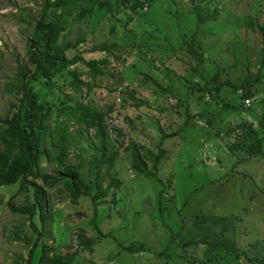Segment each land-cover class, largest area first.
<instances>
[{
    "label": "rangeland",
    "instance_id": "374dc122",
    "mask_svg": "<svg viewBox=\"0 0 264 264\" xmlns=\"http://www.w3.org/2000/svg\"><path fill=\"white\" fill-rule=\"evenodd\" d=\"M260 2L264 3V0H223L221 7L227 12L230 11V16L236 17L238 25H241L240 41L235 47L232 43H225L230 36L221 34L218 24L215 34L220 38L218 44L216 41L208 42V38L202 35V45L207 47L209 56L217 60L206 61L202 65L200 73L202 78L192 79L184 71L182 63L174 58L167 60L158 52L141 53L142 50L137 46L135 52L139 54L138 57L132 54V50L128 55L129 51L126 50L109 58L107 69L110 74L121 75L124 67L134 64L142 69V72L147 71L151 74L156 82L151 81V78L138 86L137 81H140L141 75L133 81L131 79L121 81L120 77L119 80L110 76L100 77L97 80L98 86L88 96L83 93L81 101L85 103L87 98L92 99L98 108L103 110L108 102H112L111 114L105 117L106 124L111 131L113 128L121 130L123 148L131 142L141 146L140 152L147 162L149 172H154L152 168L154 155L158 154L160 149L164 150V159L158 172H155V178L136 175L130 171L128 151L121 148L119 155L128 172L118 167L117 176L122 185L119 190L113 188L108 190V195L98 202H103V205L99 204L94 208L89 199L77 204L72 203L69 194L60 185L45 188L43 196L47 206L44 214H49V219L45 225H42L38 216L33 220L38 232L43 233L38 240L37 233H34L30 226L31 221L8 208L9 204L14 207L31 205L33 195L26 190H20L18 184L0 187V264H27L28 253L35 240L38 245L32 252V264L38 262L45 249L58 245L63 246L61 251L63 254L74 250L78 252L76 235L80 230H83L86 237L94 238L96 242L92 246V252H79L73 264H187L204 257L208 244L215 245L214 254L217 259L224 256L230 260V264H234L235 262L230 259L233 255L225 252V249L237 247L243 250L257 241L264 243V159H242L240 152H237V156L229 155V147L237 137V133L232 132L231 128H235L243 121L251 122L255 126L260 120L264 121V91L259 97L257 95L251 100L254 103L249 110L239 107L241 100L238 93L228 88L225 89V95H221L223 99H216V104L213 103L209 107L202 105V102L207 101V96L201 101L194 97L188 100L183 98V95L189 92L187 88L192 80L200 82V86L215 87L220 79L228 78L231 82L239 84L247 74L250 78L257 75L262 58L259 49L260 37L252 35L244 41L242 23L252 16H255L260 24L263 22V12L259 13L256 10ZM42 3L43 0H0V120L7 116L10 104H15L19 96L18 94L14 96L15 82L12 79L27 62L26 41L32 32L33 22L42 9ZM157 3H160L162 10L171 11L181 6L187 7L186 0H157ZM185 8L182 11L188 9ZM227 12H223L221 18L229 16ZM125 16H121V21ZM187 16L177 27L189 36L194 30V16L190 12ZM100 18L101 15L94 10L91 17L72 23L69 26L71 33L68 40L73 41L79 31L98 30ZM162 18L170 16L168 13L157 11L153 5L152 12L140 20L138 18L135 24L142 29L148 27L151 29L153 27L151 25H154L155 21H162ZM27 21H31V24L29 25ZM132 27L133 24L129 28ZM101 34L102 32H97L98 36ZM86 40V44L93 42V38L90 37ZM149 40L154 46L159 42L151 38ZM102 56L97 52L87 54L86 58L99 59ZM232 58L237 61L238 67L232 68ZM221 62L227 71L231 68L230 73L222 72L219 78L215 79ZM73 67H77L79 72H85L81 63ZM165 67L186 76L179 78L172 73L166 76L167 79H173L181 96H177L178 93L169 96L153 95L159 87L165 88L170 84L162 79ZM80 77L90 83L87 73L81 74ZM63 82L64 80H59L58 84ZM126 86L128 91L135 92L137 99L145 100L148 106L143 104L139 106L140 108L131 106L133 101L124 92ZM261 87L264 88V85L261 84ZM85 90L86 88H83V91ZM71 93L68 85L62 89V95ZM177 99L184 100L180 102L178 112L184 114L185 106L188 104L189 115H194L193 118L178 116L176 111H161L168 105H174ZM219 102H227L232 108L221 110L222 103L217 105ZM202 112V115H198ZM216 117H220L218 122ZM208 118L213 119L211 125L206 123ZM53 120L47 124L50 131L55 126ZM70 124V129L76 131V124L74 122ZM190 124L195 126L186 130V126ZM211 132L213 134L219 132L220 135H214L218 138L205 142L208 140L206 136ZM88 133L92 135L93 130H88ZM110 135L113 138L114 131ZM1 149L0 145V151ZM79 154L77 148L71 150L65 164L76 166L79 162H86L88 152L83 153L81 159H78ZM233 158L239 160L235 168ZM86 168L85 166L82 170L79 169V172L87 178ZM39 171L51 175L58 173L59 169L44 159ZM100 173L103 175L102 170ZM106 185L107 179L104 178L102 187ZM127 186L129 190H126ZM127 194L130 195L128 199ZM234 216H240L241 220L236 223ZM93 219L96 221L95 224ZM95 228L106 237H97ZM175 234H178V237L173 238ZM132 242H142L145 251L129 253L121 249ZM170 243L171 246L168 247ZM217 245L219 247H216ZM166 246L165 252L163 249ZM160 252L166 258L156 257ZM49 255L53 256L52 253ZM256 255L261 258L258 252ZM239 264H248L242 255Z\"/></svg>",
    "mask_w": 264,
    "mask_h": 264
},
{
    "label": "trees",
    "instance_id": "16d2710c",
    "mask_svg": "<svg viewBox=\"0 0 264 264\" xmlns=\"http://www.w3.org/2000/svg\"><path fill=\"white\" fill-rule=\"evenodd\" d=\"M222 2L223 0H186L187 10L182 11L185 7L181 6L177 10L170 11L162 10L157 0H43L42 9L33 22L32 32L26 41L28 46L26 50L27 62L12 79L15 82L14 96L17 94L19 96L15 104H10L7 116L0 120V145L2 147L0 151V187L18 184L20 190H26L33 195L31 205L14 207L9 204L8 208L14 213L26 216L31 221L30 226L33 228V232L37 233L36 240L42 237L43 233L38 232L37 225L33 220L38 216L42 225H45L44 223L49 219V214H44L47 206L43 196L45 188L60 185L69 194L72 203L77 204L89 199L95 208L99 204H104L98 202L108 195L109 189H120L122 183L117 176L118 167L124 168L128 172L119 155V150L123 148L122 132L117 128H113L111 131L105 121V117H109L111 114L112 102H108L103 110L99 109L97 103L92 99L87 98L86 102L82 103L81 95L84 93L88 96L98 86L97 80L100 77L110 76L116 80H119L118 77H120L121 81L130 79L133 81L138 75H141L140 81H137L139 86V84L151 80L152 76L147 71L142 72V69L137 68L134 64L124 67L121 75L110 74L107 69V65L110 63L109 58L126 50L129 51L128 55L132 50V54L138 57L139 54L135 52L137 46L142 50L141 53L158 52L167 60L174 58L180 61L184 71L192 79L200 78L202 65L206 61L217 62L212 56H209L207 47L202 45V35L208 38V42L216 41L218 44L220 38L215 35L218 24L221 34L230 36L225 43H232L235 47L240 41L239 27L241 25H238L236 17L230 16V11L227 12L221 7ZM153 5L156 6L157 11L168 13L170 18L155 21L156 23L151 25L153 26L151 29L150 27L142 29V27L136 26L138 18L140 20L152 12ZM263 7L264 3L260 2L257 4L256 10L259 13L263 12L264 15ZM94 10L101 15L97 26L98 30L79 31L73 41L68 40L71 33L69 26L75 21L81 22L91 17ZM128 11L129 13H127ZM188 12L194 16V30L189 36L177 27L180 26L181 21L188 17ZM223 12H227L229 16L221 18ZM122 15L125 16L123 21H121ZM27 23L30 25L31 21H27ZM131 23L133 27L129 28ZM242 24H244V41H247L252 35L260 37L259 49L262 52V58L257 75L250 78L247 74L239 84L231 82L228 78L220 79L215 87L200 86V82L192 80L187 88L189 92L183 95L184 100L194 97L201 101L207 96V101L202 102V105L209 107L213 103L216 104V99H223L221 95H225V89L228 88L238 93L241 109L252 108L254 101L251 100L255 99L257 95L259 97V94L264 91V88L261 87V84L264 85V20L260 24L257 18L252 16ZM97 32H102V36H98ZM214 36H216L215 39ZM87 37L93 38L92 44H86ZM150 38L159 42L154 46L150 42ZM81 44L82 46H80ZM97 52L103 56L99 59L86 58L87 54ZM144 56L145 54H143ZM232 61V68L239 66L233 58ZM78 63L83 65L85 72H79L77 67H73ZM163 63L161 64L163 65ZM246 66L248 67V65ZM230 69L227 71L223 63H219L214 78H219L222 72L229 74ZM164 72L162 79L170 84L165 88L159 87V90L154 91L153 95L164 96L165 94L169 96L178 93L177 96H181L173 79H167L166 76H170V73L179 78L186 76L178 74L168 67L164 68ZM83 73H87V76L90 77V83L81 79L80 75ZM59 80H64V82L58 84ZM151 81L156 82L153 78ZM66 85L72 91L71 95H62V89ZM83 88L86 90L83 91ZM127 88V86L124 88V92L133 101L131 106L135 108H140L139 106L142 104L148 106L145 100L137 99L135 92L128 91ZM111 99L113 100V98ZM184 100L177 99L174 105H168L161 111H176L178 116L191 119L194 115H189L190 105L186 104L184 114L177 110L180 102L182 103ZM244 100H249V106L244 105ZM220 103H222L221 110L232 108L227 102H219L217 105ZM202 114L203 112L198 115ZM51 119H54L55 126L50 131L47 124ZM216 120L218 122L220 117H216ZM70 122L76 124V131L70 129ZM206 123L211 125L213 119L208 118ZM193 125H187L186 130L193 128L195 126ZM88 130H93L92 135H89ZM113 131L115 135L112 138L110 133ZM231 131L236 132L237 137L229 147L230 157L237 156V152H240L242 159H264L263 119L257 122L256 126L251 122L243 121L235 128H231ZM214 135L220 134L211 132L209 136H206L208 140L205 142H211V139L218 138ZM159 146L161 147V143ZM75 148L80 152L78 159L82 158L83 153L88 152L86 162H79L76 166L65 164L69 152ZM140 149V145L132 142L123 148L124 151H128L130 158L129 170L136 175L155 178V172H158L164 159V150L160 149L159 153L154 155L152 160L154 172L151 173ZM44 159L57 167L59 172L51 175L41 173L39 169ZM233 160L234 167L239 163V160L235 158ZM85 166L87 167V178L79 172V169L82 170ZM100 170L103 171V175ZM104 178L107 179L106 187H102ZM128 187L126 190H129ZM129 197L130 195L127 194V199ZM112 202L115 201L112 200ZM234 220L237 223L241 217H235ZM93 223H96L95 219H93ZM203 224L204 221H202ZM94 231L97 237H106L98 228H95ZM175 237H178V234H175L173 238ZM76 238L78 252L74 250L71 253L63 254L61 253L63 246L58 245L45 249L36 264H73L79 252H92V246L96 242L94 238L86 237L83 230L79 231ZM26 240L28 241L27 238ZM36 240L28 253L27 264H32V252L38 245ZM167 246L170 247L171 243ZM167 246L163 251L166 252ZM207 247L204 257L187 262V264H230V260L224 256L222 259L216 258L215 245L208 244ZM121 249L129 253H141L145 251V246L142 242H132L127 246H122ZM224 251L233 255L230 259L235 262L234 264L240 263V255L245 258L248 264H264V243L260 241L253 245L250 244L247 249L241 250L233 247ZM257 252L261 254V258L257 257ZM49 253H52L53 256L51 257ZM157 256L166 258L161 252L157 253Z\"/></svg>",
    "mask_w": 264,
    "mask_h": 264
},
{
    "label": "built area",
    "instance_id": "2783aa9c",
    "mask_svg": "<svg viewBox=\"0 0 264 264\" xmlns=\"http://www.w3.org/2000/svg\"><path fill=\"white\" fill-rule=\"evenodd\" d=\"M249 103H250L249 100H244V105L245 106H249Z\"/></svg>",
    "mask_w": 264,
    "mask_h": 264
}]
</instances>
